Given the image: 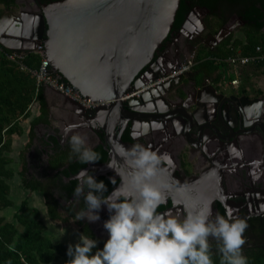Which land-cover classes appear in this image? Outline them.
<instances>
[{"label": "flooded vegetation", "instance_id": "1", "mask_svg": "<svg viewBox=\"0 0 264 264\" xmlns=\"http://www.w3.org/2000/svg\"><path fill=\"white\" fill-rule=\"evenodd\" d=\"M215 1L213 10L201 7L198 3L200 0H196L194 4L189 2L191 9L185 22L180 29L172 30L155 60L144 71L147 82L151 77L156 79L178 69L192 55L196 59L201 49H213L231 35V33L226 34L228 29L233 33L239 28L243 35L242 29L246 26V21L242 19L244 16L232 11L237 10L245 15L255 6L262 8L264 2V0H243L241 5H232L229 0ZM42 4H45L42 0H15L10 8L5 7L4 14L0 17V40L8 38L7 31L12 26L18 27L23 13L30 18V15L37 14L36 10ZM223 19L227 20L226 23L214 35L213 30L216 29L217 22ZM7 23L9 28L5 31ZM243 38L246 40L245 34ZM194 67L195 64L182 80L177 81L179 88L174 95L171 96L170 81L147 91L145 103L147 113L157 114L153 119H147V124L142 123L138 127L135 125V129L129 127L123 133L119 132L125 144H120L116 138H111L113 155H116V162L113 164L127 173V165L121 153L126 146L131 147L137 142L151 145L154 150H159L161 153H169L174 163L172 165L165 163L166 167L161 166L158 175L153 177V182L161 186L167 197L158 210L165 214L171 212V214L183 215L184 205L198 208L211 203L214 214L227 215L231 212L234 217L245 218L248 227L244 233L246 241L243 250L246 253L264 247V134L261 132V125L264 124V108L261 109L258 103L249 104L245 101V96L236 95L238 100H234L232 96L225 95L221 91L225 84H220L221 81L215 83L212 80H205L199 84L200 79L195 76ZM56 97L64 103H69V99L62 95L57 94ZM141 98L142 96L132 99ZM242 108L247 111L248 119L245 123H249L250 127L254 128L252 133H246L244 130L248 128L245 127V123L235 119L234 110H242ZM220 112L223 114H219ZM183 115H189L194 120V129H189L187 133L182 131L183 126L187 125ZM52 119L57 123L62 120L55 118L50 112V118L47 117V122L42 124L43 129L46 130L44 140L36 141L31 147L32 154L27 157L28 165L22 172L26 171L25 176L30 181L48 188L59 201L60 212L64 217L74 220L75 212L84 207L85 201L80 197L79 203H76L74 194L70 195L66 189V185L70 182L78 181L77 173L72 176L67 175L71 172L63 173L64 170L72 171L73 167L68 164L64 168L54 170L50 166L51 161L57 156L71 152L70 134L64 133L63 126L53 127ZM85 125V128L76 125L73 131L86 133L89 144L98 152L107 151L103 144L105 137L103 128L92 121ZM199 130L201 134L198 137ZM38 135L42 134L38 132ZM192 143L198 144L200 148H195ZM109 162L110 156L106 163L89 162L84 168L89 169L97 179L108 178L110 183H112L111 177H115L117 183H112L114 189L121 183V177L114 168L103 170ZM109 168L111 167L107 169ZM170 173L174 181L171 180ZM200 177L206 179L203 184H199ZM39 193L42 195L41 192ZM42 196L45 199V196ZM164 206L167 208L161 210ZM99 211L100 219L97 221H89L87 218L76 221H82L98 239L106 241L105 238L108 239L109 234L104 222L110 217V212L106 205ZM213 251L217 252L216 249Z\"/></svg>", "mask_w": 264, "mask_h": 264}, {"label": "water", "instance_id": "2", "mask_svg": "<svg viewBox=\"0 0 264 264\" xmlns=\"http://www.w3.org/2000/svg\"><path fill=\"white\" fill-rule=\"evenodd\" d=\"M180 6L181 0L54 1L42 4L37 8V14L30 18L24 13L22 15L17 28H23L22 37L27 38L31 35L29 30L33 28L29 42L33 46H25L26 38L22 40L21 36L16 40L20 45H9L4 40H0V44L8 50L24 51H34L37 43L43 44L51 68L59 79L67 81L92 102L106 103L86 113L82 107L67 99L103 128V144L110 162L114 163L116 155H113L111 138L125 144L119 132L147 124V119H153L157 114L147 113L146 95L140 100L130 99L126 102L123 98L155 80L151 77L147 82L144 71L155 60L171 34ZM47 9H51L49 14ZM231 98L238 100L236 96ZM244 98L249 104L258 103L261 109L264 108V97L255 100ZM234 111L237 121H247L246 109ZM183 119L187 123L182 128L183 132L194 129L193 117L183 115ZM245 127L248 128L244 130L246 133L254 132L249 123H245ZM214 129L219 132L215 126ZM200 131H197L198 137ZM261 132L264 134V124L261 125ZM192 144L200 148L198 144ZM162 166L166 167L165 163ZM170 176L174 181L171 173ZM205 180L200 177L199 184Z\"/></svg>", "mask_w": 264, "mask_h": 264}, {"label": "clouds", "instance_id": "3", "mask_svg": "<svg viewBox=\"0 0 264 264\" xmlns=\"http://www.w3.org/2000/svg\"><path fill=\"white\" fill-rule=\"evenodd\" d=\"M74 127L63 129L70 134L72 158L84 164L98 161L101 155L89 144L87 134L73 131ZM121 155L127 173L109 162L121 177V183L110 192L107 183L89 169L77 172L75 202L83 197L85 206L73 219L97 221L99 210L106 205L110 217L104 227L109 235L98 248L99 241L92 234L80 233L78 241L69 244L71 259L66 264H216L213 249L220 253V264H248L243 250L248 227L245 218L231 212L214 214L211 203L198 208L184 205L183 215L160 212L167 197L153 177L164 163H174L171 155L140 142L126 146ZM111 180L117 183L115 177Z\"/></svg>", "mask_w": 264, "mask_h": 264}, {"label": "trees", "instance_id": "4", "mask_svg": "<svg viewBox=\"0 0 264 264\" xmlns=\"http://www.w3.org/2000/svg\"><path fill=\"white\" fill-rule=\"evenodd\" d=\"M59 0H42L45 4ZM196 0H181V6L177 13L174 23V30L180 29L186 20L191 9L189 2L194 4ZM232 5H241L243 0H229ZM15 0H0V17L4 14V8H10L14 5ZM201 7L213 10L216 4L215 0H200L198 2ZM235 10V9H234ZM237 15L244 16L242 19L246 21L243 32L246 41L237 39L231 34L221 41L213 49L203 48L198 52L195 60V76L199 77L201 84L205 80H212L219 83L224 77L226 82L233 81L238 77L236 68L228 62V59L237 54L241 50L243 56L264 57V2L262 8L253 7L244 13L240 11H232ZM232 13V14H233ZM227 20L217 22L213 30V34H217L219 29ZM261 47V54L257 53V48ZM10 50L4 48L0 44V211L12 207L13 201L10 199L11 184L15 173L9 168L13 162L11 158L5 155L12 149V138L15 134H21V123L31 116V106L35 101L41 104V116L37 119L39 122H47L48 107L44 99L43 89H38L35 79L28 71H22L14 63L7 58ZM43 57L39 53H29L23 60V64L30 70H38L42 64ZM253 66L242 68L239 71L240 79L243 82L242 94H246V88L252 87L250 74L252 72L264 69V59L260 62L251 64ZM239 67L238 69H240ZM264 73V70H263ZM70 85L67 81L61 80ZM101 158L95 163H106L109 161L108 151L101 150ZM72 166V171L64 170L63 173L71 172L67 175L72 176L86 164L78 159L72 158V152L63 153L51 161V167L54 170L64 168L66 165ZM88 164V163H87ZM71 174V175H70ZM25 172H21L22 186L31 192H41L45 196L49 217L52 221L61 220L69 222L71 218L64 217L60 212L61 205L59 201L39 183L30 181L25 176ZM98 180H104L108 185L110 192L113 185L106 177ZM78 181H72L66 185L68 193L74 194V189ZM107 195V193H105ZM85 206V205H84ZM167 207H161V210ZM80 226L81 233L88 232L96 238L99 248L104 246L105 241L96 237L94 232L82 221L77 222ZM48 228L41 219V212L38 208L33 207L29 203V199L25 200L14 215V221L9 222L3 216H0V264H56L61 257L66 256L68 248L64 243H55L54 239L47 234ZM248 257V264H264V247L249 250L244 253ZM214 259L216 264H220V253L216 252Z\"/></svg>", "mask_w": 264, "mask_h": 264}, {"label": "crops", "instance_id": "5", "mask_svg": "<svg viewBox=\"0 0 264 264\" xmlns=\"http://www.w3.org/2000/svg\"><path fill=\"white\" fill-rule=\"evenodd\" d=\"M237 39H240L243 42L246 41L244 38H242L240 36H237ZM237 53H241V50L237 51ZM251 66H253V65H251ZM247 67H250V65L245 66V67H241L240 69H236L235 70L236 75L240 76L241 73L239 71H241L242 68H247ZM263 70H258V71L252 72L250 74V76H251L250 81L253 83V86L246 88V94H242V90H244L243 89V82L239 76L236 77V79H235L238 81V85H236V86L232 85V82L235 80L230 81V83H229V82H226V80H227L226 77L223 78V80L221 81L220 84L228 83L234 89H238L237 91L239 92V96H245V97L250 98V99L264 97V73H263ZM240 85H241V87L239 88ZM38 89H40V88H38ZM41 89H43L44 99H45V101L47 103V107H48V116H47L48 119L50 118V112H52L54 114L55 118L62 119L59 123H57L56 120L52 119V126L53 127L56 126L57 128H61L63 126V128H64L67 125H73L74 124L75 126L76 125H78V126L82 125L85 128V126H86L85 123L93 121L92 119L86 117L85 115H87V114L82 113L81 109L78 108L77 106L70 104V103H64V101L59 100L56 97V95L58 93L55 92L54 90L47 88V87H41ZM30 110H31V116L27 120H25L21 123V128H22L21 134H19V135L15 134L13 136V138H12V149L10 152H6L5 155L13 160V162L9 165V168L14 171L15 177L10 182V184L12 185L14 180L18 177L17 184L19 186H17V184H16V186H17L16 190H18V193L17 192L16 193H17L18 198H20V199H18V200H20V204H17L18 211H19V208L22 205V203L25 200L30 198L31 201L33 202V203L31 202V206L36 207L40 210L41 219L45 223V225L47 226V228L50 232L49 225L53 221L49 217L48 209H47V205H46V201H45L44 197L39 192H31L29 190H26L22 186V179L20 177V174H21L23 168L27 167V165H28L27 157L31 156V154H32L31 147L34 145V143L36 141H38V142H41V140L43 141L44 135L46 133V130H44L43 129L44 127L42 126L43 122L37 121V119L41 115V104H40V102L35 101L32 104ZM79 129H80V127H79ZM38 132H40L42 135L39 136ZM17 156H18V158H17ZM34 201H36V202H34ZM0 216L5 217L7 219V221H9V222H12L11 220L14 219L13 215H11V217H10L11 219H10L7 216V214L4 212H0ZM66 231L71 232L70 243L75 244L78 241L79 235L81 232L79 230L77 231L73 228H68V230H66ZM73 237L75 238V241L71 240V238H73ZM55 243H65V241L64 242H55ZM70 259H71V257H70ZM70 259H68V260H70Z\"/></svg>", "mask_w": 264, "mask_h": 264}, {"label": "built area", "instance_id": "6", "mask_svg": "<svg viewBox=\"0 0 264 264\" xmlns=\"http://www.w3.org/2000/svg\"><path fill=\"white\" fill-rule=\"evenodd\" d=\"M9 54L7 53V58L10 62L14 63L17 67H19L22 71H28L32 77L36 81L37 88L41 87H47L58 94L66 97L71 102L79 105L84 110L87 111H93L100 106L105 105L104 102H92L90 99L85 98L79 91H77L73 86L66 84L65 82H62L61 79H59L58 75L53 72L51 68V64L48 61L46 57V50L44 45H39L36 50L34 51H24V50H10ZM261 47L257 48V53L261 54ZM29 53H39L43 57L42 64L38 70H30L28 69L24 64L23 60ZM264 57L262 55L257 56H243L241 53H237L236 55L232 56L228 59V62L231 63L236 69L239 67H245L257 62H260L263 60ZM193 60H195V57L192 56V59L188 63H184L181 67H179L176 70H173V72L166 77H163V79L159 80L158 82L154 80L153 82L149 83L147 87H145L142 90L132 91L129 94H127L123 101L126 102L134 97H140L141 94L150 87H156L161 84L171 82L172 80H176L180 77H182L185 73H187L189 70L193 68ZM233 86L238 85V81L235 80L232 82Z\"/></svg>", "mask_w": 264, "mask_h": 264}, {"label": "rangeland", "instance_id": "7", "mask_svg": "<svg viewBox=\"0 0 264 264\" xmlns=\"http://www.w3.org/2000/svg\"><path fill=\"white\" fill-rule=\"evenodd\" d=\"M238 27H240V26H238ZM240 32L241 31H239V28L236 29L235 31H233V33H232V30L228 29L226 31V34H230L231 33V34H234L236 38H237V36H240V37L243 38V35L244 34L242 35L241 34L242 32L241 33ZM192 56H194V55H192ZM192 56H190L189 59L185 63H188L192 59ZM195 60H193V66L195 64ZM172 72L173 71H170L167 74H164L162 76H159L158 78H156L157 80L156 79L155 80L158 82L159 80L163 79V77H166L167 75L171 74ZM187 73H185L182 77H185V75ZM182 77H180V78H178L176 80H172L171 81L172 82V85H171V89L172 90L170 91L171 92V96L174 95L176 89L179 88V86H178L179 83H177V81L180 80V79L182 80ZM233 89L234 88L230 84L225 83V85H224V87H223V89L221 91L224 92L225 95H229V96L239 95V92L237 91L238 89H234V90ZM17 158H18V156H17ZM17 181H18V177L14 180V182L11 185L12 190H11V194H10V199L13 201L14 205L12 207H9V208L5 209L4 211H0V212L6 213L9 218L11 217V215H13V217H14V214H16L18 212L17 204H20V200H18L20 198H18V196H17L18 190H16V187L19 186L17 184ZM16 184H17V186H16ZM31 202L32 201L29 198L30 205H31ZM34 202H36V201H34ZM11 221H14V219L11 220ZM49 227H50V232H49V230H47L48 231L47 234L54 239V242H64L65 241L64 244L66 245L67 248L69 247V244H70V234H71V232L66 231V230H68V228H73V229H75L77 231L79 230L81 232L80 226L78 225V223H77L76 220L75 221L74 220H70L69 222H64V221H61V220L53 221V222L50 223ZM71 240L72 241H75V238L73 237V238H71ZM105 240H107V238H105ZM97 247L99 248L98 245H97ZM68 259H70V257H69V255L67 253L66 256L61 257L60 260L58 261V263H56V264H66V262L68 261Z\"/></svg>", "mask_w": 264, "mask_h": 264}, {"label": "bare ground", "instance_id": "8", "mask_svg": "<svg viewBox=\"0 0 264 264\" xmlns=\"http://www.w3.org/2000/svg\"><path fill=\"white\" fill-rule=\"evenodd\" d=\"M47 12H48V14L51 12V9H47ZM30 16H32V15H30ZM33 18H37V16H34ZM195 20V19H194ZM4 23V22H3ZM194 24V23H193ZM4 25V24H3ZM5 26V25H4ZM5 28H6V30L5 31H7L8 30V28H9V23H7V25L5 26ZM14 31H16V32H14ZM18 31H19V33H18ZM8 33V38H6V39H4V41L7 43V44H9V45H20V42L19 41H16L17 39H20V36L22 37L23 36V28L21 29V30H18V28L16 27H14V26H12L8 31H7ZM9 32L12 34V33H15V35H11V34H9ZM32 32V33H31ZM22 33V34H21ZM18 34H20V35H18ZM29 34H31L30 36H28V38L27 37H22V40H25V38H26V40H25V42L27 41V43H26V45L25 46H33V44H31V43H29L31 40H32V37L31 36H33V28L31 29V30H29ZM13 37V38H12ZM24 43V42H23ZM23 45V46H24ZM37 47H39V45H38V43H37ZM146 82V81H145ZM149 82V81H148ZM147 85H148V83L144 86V87H142V88H140L139 90H142V89H144L145 87H147ZM153 87H150V88H147L142 94H141V96H143V95H146L147 96V91H149V90H151ZM140 96V97H141ZM139 97V98H140ZM134 98H138V97H134ZM132 99V98H131ZM81 109H83V108H81ZM92 122H94V120L92 121ZM88 125V124H87ZM116 162V161H115ZM109 166H107V167H103V170L104 171H108V170H110V169H112V168H109V169H107ZM102 171V170H101Z\"/></svg>", "mask_w": 264, "mask_h": 264}]
</instances>
